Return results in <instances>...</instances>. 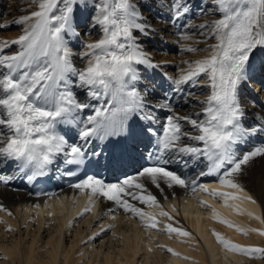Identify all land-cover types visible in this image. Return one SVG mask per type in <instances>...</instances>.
<instances>
[{
    "label": "snow or ice",
    "instance_id": "obj_1",
    "mask_svg": "<svg viewBox=\"0 0 264 264\" xmlns=\"http://www.w3.org/2000/svg\"><path fill=\"white\" fill-rule=\"evenodd\" d=\"M32 2L36 9L13 21L16 25H25L22 34L11 40H0V162L15 161L18 171L26 174L29 181L44 175L59 156L65 164L80 166L89 154L99 155L92 149L96 141H105L113 156L122 153L126 142L136 134L133 121L155 123L152 109L169 107L167 103L152 105L138 87L141 66L158 65L143 50L136 35L137 32L147 35L151 29L135 0H92V27L99 30L100 38L84 44L79 54L82 67L73 63L74 53L69 44L73 36H78L73 22L74 9L87 8L89 0ZM215 5L219 18L199 25L202 30L208 29L201 32L205 41L214 39L215 43L206 44L203 51L208 54L188 62L187 68L174 80L173 91H179V86L185 84L208 89V94L197 101L199 110L180 115L170 109L171 114L160 133L156 158L149 166L116 183L91 175L76 183V189L89 192L88 204L78 215L91 211L95 206L93 198L99 196L138 217L146 229L159 230L158 216L170 220L173 217L162 208L144 181L161 191L162 184L169 188H190L193 193L199 189L222 198L225 207L237 212L242 211L240 204H230V201L256 203L244 192L238 176L243 166L256 157H264V146L240 154L237 149L246 138L264 132V123L259 127H244L245 109L239 96L257 55L264 57V0H215ZM172 10L174 18L179 19L190 9L184 0H174ZM6 27L0 24V29ZM13 45L18 50L5 54V49ZM186 50L197 51L193 47ZM77 88L84 90L88 102L77 99L74 91ZM86 109L90 114L82 116ZM64 125L78 129L79 142L70 143L58 130V126ZM184 125L190 126L191 131H185ZM146 131L153 132L152 128ZM185 156L206 160V171L199 176H216L219 187L198 184L196 179L188 180L168 167L174 159L183 160ZM132 201L160 211H145ZM200 203L212 209L213 219L245 235L258 232L264 236V228L240 227L223 217L209 201ZM0 211L12 215L3 204ZM248 215L264 224L260 215L251 211ZM8 230H12L10 225ZM163 230L178 237L192 235L172 223L165 224ZM213 235L228 251L264 257V247L236 243L215 230ZM167 251L181 256L175 249L167 248Z\"/></svg>",
    "mask_w": 264,
    "mask_h": 264
},
{
    "label": "bare ground",
    "instance_id": "obj_2",
    "mask_svg": "<svg viewBox=\"0 0 264 264\" xmlns=\"http://www.w3.org/2000/svg\"><path fill=\"white\" fill-rule=\"evenodd\" d=\"M2 1H8L11 4L10 7H17L18 11L25 10L23 15L29 14L36 9V5L32 0ZM135 2L137 3L138 11L142 14L147 25L150 26L151 30L148 33L161 37L167 34V32L171 33L167 35L172 38V43L169 42L172 46L176 44V46L185 45L187 46L186 48L192 47L193 40L189 38L190 32L194 30V32L200 33L202 29L199 28V25L206 22L210 24L219 18L215 0H184L190 10L179 19H175L173 16L172 5L174 0H158L157 5L160 6V9L153 8L150 5L151 2L146 0H135ZM9 3L6 2V4ZM91 3L92 0H89L87 8L80 7L79 9H74L73 22L76 25L78 36H73L69 44L73 53L77 49L80 40L79 31L81 28L79 29L78 27L89 25L92 32L95 31L96 35L100 34L98 29L94 30L92 27L94 13L91 12ZM207 7H212L214 11L199 10L206 9ZM5 19H8L7 14L3 20ZM186 22L189 23L188 27L184 26ZM12 25L17 30V36L22 34L25 25H16L15 23H12ZM207 30L203 29V31ZM137 36L141 41L144 39L140 34H137ZM185 36L188 39H185ZM199 36L201 39L204 38V46L215 42L214 39L205 41L203 35L200 34ZM145 41L151 42L149 37ZM167 41L168 38L162 39V41L155 40V43L146 51L150 52L156 45L159 46L160 44H163V47H167L169 44ZM193 48H196V46ZM17 50L18 46L13 45L5 50V54H13ZM199 58L201 57L189 59L185 57H170L173 61L172 67L178 68L179 73L170 72L169 75H166L164 72L167 69H161V66L155 68L141 66L140 69H145L146 73L144 76L141 75V80L138 83L140 90L147 96L152 105L167 103L169 107H154L152 109V114L156 117L155 123L141 119L133 121L132 123L136 131L152 135V133L146 131V129L152 128L151 125H156L159 130H162L166 117L171 114L170 109L180 115L190 114L193 111L199 110L200 105L197 101L202 100L208 94L206 87L195 88L201 89L202 94L199 96L190 94L188 89L192 86L187 84L180 85L179 91H173L175 87L174 80L178 79L181 71L187 68L188 62ZM164 59L168 60L165 57ZM73 63L77 67L83 66V61L80 60L79 54L73 58ZM261 63L263 64L264 62L263 60L261 61V56L257 55L246 82L250 86L256 87L253 94L254 99L257 101L254 105L253 103L246 105L244 103L243 105L240 101L242 107L245 109L243 125L247 128L259 127L264 123V108L262 102H260V100L264 101V90H260V95H258L257 89H260L261 86L256 81L260 79L262 85H264V75L260 71L264 67H262ZM152 72H157L156 75L159 82L155 81L153 84L149 81L147 82V79H151ZM167 83L168 85H166ZM172 84L174 86H171ZM242 86L241 88H243ZM74 91L78 100L88 102L86 101L84 90L77 88ZM166 97L167 100L165 99ZM258 97L261 99H258ZM90 102L92 104L96 103V101ZM256 104L257 106H255ZM88 114L90 112L86 109L81 115L86 116ZM184 130L191 131L190 126L184 125ZM184 142L189 143V141ZM258 146H264V132H258L246 138L239 145L237 152L238 154L246 153ZM104 148L108 147L96 141L92 145V149L98 152L99 155L91 156L96 161H99L102 157L108 160L109 150ZM184 161H187V163ZM53 164L56 166L58 164L57 160ZM206 165L207 161L203 158L196 159L185 156L183 160L179 158L174 159L169 163L168 167L173 171H177L188 180H198L200 177L199 173L206 170ZM18 172L15 161L0 162V177L5 178V180L0 181V204H3L12 213V215H8L7 211H0V220L3 221L0 222V264H264V257L260 255L248 256L228 251L216 240L213 230L220 232L226 238L236 243L246 246L264 247V236L258 232H249L245 235L239 232L237 228L229 227L213 219L212 209L200 203L201 200L209 201L210 204L215 205L223 217L240 227L248 229L264 228V224L243 213L251 211L256 215H260V207L251 201L240 200L242 202L240 203L242 211L237 212L231 207H225L222 198L213 197L199 190L189 201L186 202L184 200L182 205L177 202V199L172 203L169 202V208L176 213L182 208L184 210V217H176L169 209L162 207L171 214L174 222L166 216H158L157 218L161 221L160 227L162 229H164L165 224L172 223L174 226H182L192 234L190 237H178L175 234L169 235L165 230L158 232V229H146L138 217L117 208L113 202L107 199L103 202L101 212L97 213V207L94 206L91 209L93 213L82 221L75 220L69 222V220L73 219V214H70L68 219L60 215L56 216L53 213L59 210L54 208L51 211L44 209L37 212L36 209L31 208V205L27 206V204H24L30 201L27 190H15L13 188V175ZM8 177H12V179L9 180L7 179ZM238 180L247 189L252 191L249 196L257 198L264 211V157H256L248 165L243 166V171L239 174ZM144 182L148 189L157 196L159 201H163L174 194L179 195L191 191L190 188H180L179 186L169 188L163 184L161 185L163 191H161L150 182ZM213 187H219V183L213 185ZM226 190L232 191L231 189ZM86 202L88 203V199ZM132 202L136 206L143 207L149 211L157 213L160 211V209L156 208L150 210L146 205L137 201ZM229 203L239 204L238 201H230ZM109 209L119 211L121 214L107 215V210ZM49 212L52 215L49 216ZM113 216L115 219L112 218ZM9 225L11 226V231L8 230ZM109 225H113V227L110 228ZM157 236L158 239H156ZM155 239L158 241L156 242ZM167 248L175 249L181 253V256H174L171 252L167 251ZM184 256L191 257V259H184ZM4 257H7V259Z\"/></svg>",
    "mask_w": 264,
    "mask_h": 264
},
{
    "label": "rangeland",
    "instance_id": "obj_3",
    "mask_svg": "<svg viewBox=\"0 0 264 264\" xmlns=\"http://www.w3.org/2000/svg\"><path fill=\"white\" fill-rule=\"evenodd\" d=\"M146 1L151 2L150 5L153 8H159L160 9V6L157 5L158 4V0H146ZM6 2L9 3L8 1H2V0H0V19H1L0 24H3V21H4V24L7 25L6 28L0 29V39H6L7 38V40H11L13 38L18 37L17 34H16L17 33V30H16V28H14V26L12 25V23L16 19H18L21 14L23 15L25 13V10L18 11V9H16L17 7H13V6L10 7L11 4L10 3L9 4H6ZM90 8H92L91 5H90ZM212 9H213L212 7L211 8H208L207 7L206 9H199V10H202V11H204V10H207L208 11V10H210V12H212V11H214ZM91 12L94 13L93 8L91 9ZM6 14L8 16V19L3 20L4 17L6 16ZM186 23L184 24V26L185 27H188L189 23H187V24ZM78 28L79 29L81 28L80 31H79V39L80 40L78 42L79 45L77 46V49L74 52L76 54V55L74 54V58L76 56H78V54H80L84 50V44L85 43L91 42V41H94V40L100 38V34L96 35L95 31L92 32V29H91V27L89 25H87L86 27H78ZM202 31L203 30H201L200 33H197V32H194V30H193L189 34V38L191 40H193L192 41V43H193L192 47L196 46V49H197V51H194V52L193 51H187L186 50L187 49L186 48L187 46H185V45L184 46H181V45H177L176 46V44H173V46H172V44H170V43H172L171 42V39L172 38L167 35L169 32H167V34L163 35L162 37L159 36V35H155V34L154 35H150V33H147V35H141L138 32L136 33V35L137 34L138 35L140 34L141 37L144 38L142 41L139 40L140 43H141V47L143 48V50L149 55V57L153 60V62L155 64H157L158 66H161V69H164V68L167 69L164 72L166 73V75H169L170 72L171 73H174V72H178L179 73V69L178 68H175L174 66L172 67V62L173 61L170 59V57L171 58L185 57V58H188L189 59V58H194V57L195 58L202 57V56L208 54L207 51H203V49L206 48V46L203 45L204 38L201 39V37L199 36ZM169 34H171V33H169ZM148 37L151 40L150 43H148V42L145 41V39L148 38ZM167 38H168V41L167 42L168 43L170 42L167 47H163V44H160L159 46L156 45V47L153 48L150 52H147L146 51L149 47H151V45L153 43H155V40H157V41H160L161 40L162 41V39L164 40V39H167ZM208 41H210V40H208ZM164 57L166 59H168V60H165V59L163 60ZM262 58L263 57H261V61L263 60V62H264V59H262ZM140 72H141V75L144 76V74L146 73V70L145 69H140ZM156 74H157V72H155V73L152 72L151 79H147V82L149 81L152 84L155 81L159 82V79H158V77H157ZM260 75H261V72H260ZM152 76H153V78H152ZM165 82H166V80H165ZM248 85L249 84H247V83L245 85H243L242 86L243 88H241V91H240L239 98H240L241 103H243V105H244V103H245V105L246 104H252V99H250L251 96H250V94L247 91V86ZM252 87H254V86H252ZM195 88L196 87L189 88L188 89V92H190V94H192V95L193 94H196L197 96L201 95L202 94L201 93V89H195ZM252 90H253V88H252ZM253 96H254V94H253ZM253 105H254V103H253ZM255 106H257V104ZM263 108H264V106H263ZM162 230H163L162 227H160L159 230H158V232H162ZM156 239H158V236H157ZM156 239H155V241L157 242L158 240H156Z\"/></svg>",
    "mask_w": 264,
    "mask_h": 264
}]
</instances>
